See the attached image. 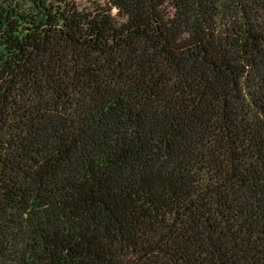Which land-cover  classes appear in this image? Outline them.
I'll list each match as a JSON object with an SVG mask.
<instances>
[{"label":"trees","instance_id":"16d2710c","mask_svg":"<svg viewBox=\"0 0 264 264\" xmlns=\"http://www.w3.org/2000/svg\"><path fill=\"white\" fill-rule=\"evenodd\" d=\"M0 264H264V0H0Z\"/></svg>","mask_w":264,"mask_h":264},{"label":"rangeland","instance_id":"374dc122","mask_svg":"<svg viewBox=\"0 0 264 264\" xmlns=\"http://www.w3.org/2000/svg\"><path fill=\"white\" fill-rule=\"evenodd\" d=\"M80 8H90L98 0H73Z\"/></svg>","mask_w":264,"mask_h":264}]
</instances>
